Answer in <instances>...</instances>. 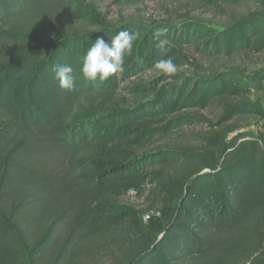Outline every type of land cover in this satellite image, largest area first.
I'll list each match as a JSON object with an SVG mask.
<instances>
[{
    "label": "trees",
    "instance_id": "trees-1",
    "mask_svg": "<svg viewBox=\"0 0 264 264\" xmlns=\"http://www.w3.org/2000/svg\"><path fill=\"white\" fill-rule=\"evenodd\" d=\"M103 1L0 0V264H63L68 254L72 232L57 242L51 183L37 185L22 165L40 137L68 155L63 188L86 196L75 224L88 218L132 234L123 264H264V66L196 67V74L162 73L124 85L158 72L153 66L161 59L171 57L178 69L190 65L189 47L210 59L263 52L264 13L238 15L221 30L187 17L180 25L146 26L111 23L100 14ZM122 30L139 34L123 71L103 81L83 78L90 44L110 42ZM161 39L169 41L164 48ZM62 65L73 68L70 90L54 79ZM168 76L173 83L159 86ZM191 127L204 129L202 142L145 146ZM146 184L154 222L149 211L116 202Z\"/></svg>",
    "mask_w": 264,
    "mask_h": 264
},
{
    "label": "rangeland",
    "instance_id": "rangeland-1",
    "mask_svg": "<svg viewBox=\"0 0 264 264\" xmlns=\"http://www.w3.org/2000/svg\"><path fill=\"white\" fill-rule=\"evenodd\" d=\"M264 1V0H263ZM101 15H106V20L116 23L119 20L141 21L149 26L153 22L168 21L180 25L187 18L201 19L206 25L221 30L238 15L247 12H263L264 6L256 2H246L237 6L219 5L217 7L202 6L187 0H122L120 4L112 0H105L99 4ZM190 65L184 68H176L174 73L184 75L196 74L198 69H223L239 67L243 70H252L264 66V51L259 54L246 53L232 57L205 58L192 47L187 48ZM163 72H144L132 81H151L157 79ZM172 74V73H171ZM173 83L169 76L160 81V85ZM118 95L131 103L132 97L124 91ZM255 126L250 127L254 130ZM203 128L191 127L175 131L168 136L155 137L147 143L146 148L162 146L164 144L194 145L202 142ZM22 165L37 179V185L49 184L54 189L49 202V210L54 212L52 220H57V242L61 243L71 232L70 244L67 248V256L63 264H123L124 255L128 253L132 245V234L126 232L123 227L113 230L96 227L88 218H84L80 224H75L73 218L76 209L86 201L83 193L63 188L70 174L68 167V155L61 146H56L42 137L35 143V147L24 155ZM150 186L144 185L135 194H121L116 202L118 205L132 208L141 213L149 211L150 222L153 221L155 207L151 210L152 200L149 198ZM145 215V214H144ZM148 219L142 217L144 224L148 225ZM154 222V221H153ZM152 222V223H153ZM47 258V256H46ZM44 260H48L45 259Z\"/></svg>",
    "mask_w": 264,
    "mask_h": 264
},
{
    "label": "clouds",
    "instance_id": "clouds-1",
    "mask_svg": "<svg viewBox=\"0 0 264 264\" xmlns=\"http://www.w3.org/2000/svg\"><path fill=\"white\" fill-rule=\"evenodd\" d=\"M167 32V29H161L160 34ZM138 33L127 30L119 31L111 41H105L103 38H97L90 44L86 54L83 57L82 66L79 71L83 78L88 80L99 79L101 81L108 79L114 73L123 71L124 58L132 49L133 42L138 38ZM169 41L161 39L158 47L164 48ZM154 69L160 72L171 74L176 71L173 59H161L154 64ZM54 79L58 81L61 89H72L75 86V76L73 68L70 65L57 66L53 69Z\"/></svg>",
    "mask_w": 264,
    "mask_h": 264
},
{
    "label": "built area",
    "instance_id": "built-area-1",
    "mask_svg": "<svg viewBox=\"0 0 264 264\" xmlns=\"http://www.w3.org/2000/svg\"><path fill=\"white\" fill-rule=\"evenodd\" d=\"M130 193H132V194L134 193V194H135V192H134V191H130ZM147 218H148V217H145V219H147Z\"/></svg>",
    "mask_w": 264,
    "mask_h": 264
}]
</instances>
